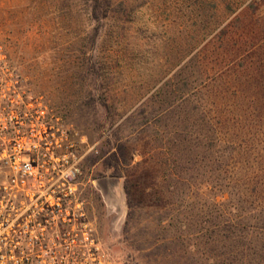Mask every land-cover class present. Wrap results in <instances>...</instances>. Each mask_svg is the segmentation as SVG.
Wrapping results in <instances>:
<instances>
[{"label":"rangeland","instance_id":"1","mask_svg":"<svg viewBox=\"0 0 264 264\" xmlns=\"http://www.w3.org/2000/svg\"><path fill=\"white\" fill-rule=\"evenodd\" d=\"M24 110L82 136L45 264H264V0H0Z\"/></svg>","mask_w":264,"mask_h":264},{"label":"built area","instance_id":"2","mask_svg":"<svg viewBox=\"0 0 264 264\" xmlns=\"http://www.w3.org/2000/svg\"><path fill=\"white\" fill-rule=\"evenodd\" d=\"M11 101L6 98L3 107ZM25 113L0 119V224L11 220L16 227L11 239L19 243L0 244V264H45L44 247H39L43 231L33 227L57 219L62 199L76 187L72 157L82 136L62 125L42 132L35 125L44 120ZM33 236L37 244L27 245Z\"/></svg>","mask_w":264,"mask_h":264},{"label":"trees","instance_id":"3","mask_svg":"<svg viewBox=\"0 0 264 264\" xmlns=\"http://www.w3.org/2000/svg\"><path fill=\"white\" fill-rule=\"evenodd\" d=\"M92 1V9H93V11H94V9H96L97 8V6H98V0H91ZM119 3H122V1H119ZM108 6H110L111 5V3H110V5L109 4H107ZM128 191V190H127Z\"/></svg>","mask_w":264,"mask_h":264}]
</instances>
